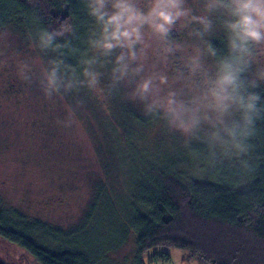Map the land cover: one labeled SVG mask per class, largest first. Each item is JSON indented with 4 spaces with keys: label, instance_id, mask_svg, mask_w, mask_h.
I'll return each instance as SVG.
<instances>
[{
    "label": "clouds",
    "instance_id": "1",
    "mask_svg": "<svg viewBox=\"0 0 264 264\" xmlns=\"http://www.w3.org/2000/svg\"><path fill=\"white\" fill-rule=\"evenodd\" d=\"M81 3L91 18L83 38L71 18L28 31L34 51L54 54L47 60L8 57L11 33L0 28V71L15 59L16 76L36 83L53 104L75 94V105L65 104L66 116L57 121L65 128L79 125L81 92L107 113L109 99L123 91L144 117L179 134L205 167L252 171L250 141L264 122V0Z\"/></svg>",
    "mask_w": 264,
    "mask_h": 264
},
{
    "label": "trees",
    "instance_id": "2",
    "mask_svg": "<svg viewBox=\"0 0 264 264\" xmlns=\"http://www.w3.org/2000/svg\"><path fill=\"white\" fill-rule=\"evenodd\" d=\"M69 18L83 38L91 18L81 0H33L31 4L28 0H0V28L8 29L19 40L9 50L10 54L19 53V59L26 54L51 58L53 53L44 56L30 47L27 33L57 27V21ZM73 42L82 47L79 40ZM69 62L76 63L75 59ZM9 64L0 71V104L11 101V94L16 92L23 100L30 99L34 111H43L42 115L38 113L39 119L51 120L54 115L56 122L61 120L55 112L59 101L75 105L77 96L72 94L38 108L36 97L28 92L31 88L39 93L38 85L29 86L16 76L15 59H10ZM90 95L83 91L79 98L92 103ZM21 98H16L18 104L23 102ZM108 103L116 117L109 130L121 129L127 139L135 130L156 123L143 116L139 105L123 99V91ZM59 112L65 118L66 111ZM93 113L95 120L104 115L97 108H93ZM77 115H82L81 109ZM0 139L4 141L5 137ZM134 142L128 139L129 148L135 146ZM250 142L255 148L247 158L253 169L243 174L228 167L208 174L202 158L197 160L188 151L186 157L179 155L173 160L162 161L156 155L158 161L152 162L151 156L141 154V149H125V191L118 199L130 211L118 224L119 230H111L106 221L113 213L102 216L103 201L113 207L115 198L100 182L82 220L69 228L31 219L18 209L7 207L0 198V238L24 250L37 264H146V258L149 263L159 258L169 261L165 249L183 250L199 264H264V122H258ZM107 145L106 141L104 148ZM195 145L196 151L203 149V145ZM117 236L116 248L110 246L112 241L104 243Z\"/></svg>",
    "mask_w": 264,
    "mask_h": 264
},
{
    "label": "rangeland",
    "instance_id": "3",
    "mask_svg": "<svg viewBox=\"0 0 264 264\" xmlns=\"http://www.w3.org/2000/svg\"><path fill=\"white\" fill-rule=\"evenodd\" d=\"M9 39L11 47L19 44L13 33ZM10 48L7 55L13 57L15 54H10ZM28 58L33 57L31 54L24 55V59ZM36 89L40 90L38 86ZM28 92L36 97L34 103L38 108L51 103L44 98L41 91L38 93L37 90L28 88ZM17 97L21 98L15 92L11 94V101H3L0 104V138L5 137L4 141L0 139V198L7 207L16 208L31 219L46 221L62 228L76 225L89 209L97 191V188H94L101 182L115 199L112 200L113 207L103 201L101 211L103 215L100 214L106 218V214L113 213L106 221L111 230H119L118 224L122 222L121 219L126 216V212L130 211V208H124L118 199L119 194L125 191L123 168L126 167L123 152L130 148L133 151L138 148L141 149L143 156H151L150 160L155 162L158 161L156 155L162 161L173 160L179 155L185 156L188 151L182 146V137L169 133L163 122L151 123L148 127L140 128L132 132V135H128L132 144L135 141V146L132 148L130 145L129 148L130 143L121 129L117 130L119 132L109 130V126L116 118L113 108L108 103L106 113L92 95H90L92 103L88 100L85 103H89L80 108L82 115H77L79 125L72 128L58 124L54 115H51V120L42 116L43 119H39V114L42 115L43 111H34L30 99L21 98L23 102L18 104ZM109 101L111 102V98ZM39 102L41 104H38ZM57 105L59 108L55 111L56 116L63 120L59 114L62 112L59 110L66 111L65 104L59 101ZM91 108L104 112L102 121L95 120L96 115L92 114ZM121 111L123 114V108ZM106 141L108 145L104 148ZM104 151L102 156L101 153ZM127 169L131 174L132 169L128 164ZM207 169L206 173L210 174L212 169ZM117 238L118 236L104 240V243L112 241L114 243L110 246L116 248ZM164 252L170 255L169 261L159 258L158 261L149 263L146 258L145 263L199 264L195 259H189L183 250L165 249ZM0 263L37 264L24 250L10 245L1 238Z\"/></svg>",
    "mask_w": 264,
    "mask_h": 264
}]
</instances>
